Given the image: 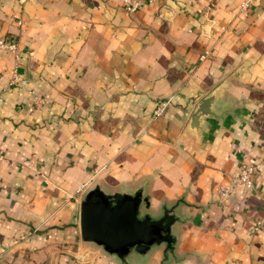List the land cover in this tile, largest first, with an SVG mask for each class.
Instances as JSON below:
<instances>
[{
  "label": "crops",
  "instance_id": "1",
  "mask_svg": "<svg viewBox=\"0 0 264 264\" xmlns=\"http://www.w3.org/2000/svg\"><path fill=\"white\" fill-rule=\"evenodd\" d=\"M140 1L0 0V38L17 41L0 50V264H119L81 240L95 180L176 204L167 264H264V165L219 194L262 154L264 0ZM216 88L221 117L195 134Z\"/></svg>",
  "mask_w": 264,
  "mask_h": 264
},
{
  "label": "water",
  "instance_id": "2",
  "mask_svg": "<svg viewBox=\"0 0 264 264\" xmlns=\"http://www.w3.org/2000/svg\"><path fill=\"white\" fill-rule=\"evenodd\" d=\"M220 94V88H216L198 100L188 129L200 134L205 118L221 117L213 108ZM180 222L183 220L176 204H163L158 210L151 208L144 183L112 191L95 180L81 196L82 243L95 246L119 264H130L133 256L145 259L155 250H161V264H167L175 256L176 226Z\"/></svg>",
  "mask_w": 264,
  "mask_h": 264
},
{
  "label": "built area",
  "instance_id": "3",
  "mask_svg": "<svg viewBox=\"0 0 264 264\" xmlns=\"http://www.w3.org/2000/svg\"><path fill=\"white\" fill-rule=\"evenodd\" d=\"M147 2H152L155 0H146ZM142 4L140 0H123V7L128 12L136 11ZM20 23V21H18ZM11 50L15 51L17 49V41L14 37L9 38H0V50ZM207 54V51L202 53L200 57H204ZM167 101H159L157 107L154 110V114H160L165 106ZM264 165V141L262 144V154L257 160L243 159L239 162L238 168L231 175L230 184L222 185L219 187V194L221 197H226L228 195V190L230 187L236 185H243L245 187H254V173L261 169ZM257 228V227H256ZM255 228V229H256Z\"/></svg>",
  "mask_w": 264,
  "mask_h": 264
},
{
  "label": "rangeland",
  "instance_id": "4",
  "mask_svg": "<svg viewBox=\"0 0 264 264\" xmlns=\"http://www.w3.org/2000/svg\"><path fill=\"white\" fill-rule=\"evenodd\" d=\"M86 246H90V247H93V248H96L95 246H93V245H86ZM98 249V248H97Z\"/></svg>",
  "mask_w": 264,
  "mask_h": 264
}]
</instances>
